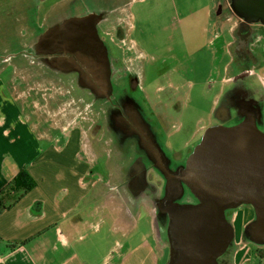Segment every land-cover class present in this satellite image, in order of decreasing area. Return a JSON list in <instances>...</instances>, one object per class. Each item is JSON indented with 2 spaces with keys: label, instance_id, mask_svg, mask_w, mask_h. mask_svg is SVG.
<instances>
[{
  "label": "rangeland",
  "instance_id": "1",
  "mask_svg": "<svg viewBox=\"0 0 264 264\" xmlns=\"http://www.w3.org/2000/svg\"><path fill=\"white\" fill-rule=\"evenodd\" d=\"M53 1L47 2L43 9V4L39 0H23L16 8L14 6L13 23H8L4 26L3 19V29L0 31L3 34L0 37V48H5L6 51L3 53L6 54H9L13 50L14 59L0 61V68L6 69L9 67L7 66L8 64L14 63V93L11 92V97H14V113H11V118H14V126L10 127L7 123L4 128H0V132L5 131L12 138H14L15 134H21V137L20 140H15L14 143L7 142L2 138L0 140V150H11L14 152V158L19 156L20 153L22 154L21 158L27 156L29 152V148L27 147L32 146L33 143L27 139V141L24 140L23 145L21 140L26 136L24 128L28 130V121L30 122L31 131H34L33 129L41 131L42 128L48 126H51V130L54 131L53 127H57L56 125L67 126L74 121L81 128L83 127L82 130L85 137L83 145L87 153L89 152L90 154L87 161L90 164H96L95 170L100 175V179L102 178V180L99 179L95 183V188L87 199L93 203L92 208L96 213L95 215L97 217L108 215L111 218L114 215L113 218L117 221L123 211H129L128 216L131 217L130 220L132 222L133 216L142 207H140L141 201H164L165 194L162 187L159 188L155 181L149 179L150 174L158 180L160 179V175L155 170H151L149 161L144 157L145 154L140 150L136 141L131 140L132 136L125 133L127 128L117 130L113 125L117 115H120L122 118L125 117L128 120L132 119L126 114L127 105L122 101L123 97H121L124 94L130 95L127 93L128 89L126 87V85L128 86L129 74H124L123 79L118 80H114V77L110 74L104 75L105 82L108 81L111 84L112 99H116L117 102L115 107H111L106 100L96 101L93 95L90 94V91H81L75 85L76 77L70 76L69 79H65L59 73L53 74L50 72L48 66H44L40 61L39 55H36L34 58L36 54L35 49L37 48L35 44L45 32L44 27L38 28L36 26V20H38L39 15L43 14L44 16L46 14V8ZM82 1L84 11L78 14L98 16L97 35L101 38L105 37V41L107 39V45L110 48V58H114L115 70H134L140 76L141 85L143 86L142 90L144 89L149 97L144 98L142 96L146 94L140 93L133 95L134 99L139 101L142 107L140 110L135 105L136 111L140 112L138 123H140L141 128H145L144 132H151V136L157 139L161 147L164 144V148L167 151H165L166 155L170 151L176 154V156L180 155V157L186 159L194 145L199 143L201 136L208 127L212 126L216 121L219 124L225 125L229 121L227 123L229 125L232 123L230 120H236L238 112L233 106V102L236 100L244 97L258 102L260 106L264 105V88L261 87L260 83H264V81L260 80L259 82V78H264L263 69L258 71L259 67L256 66L253 79L249 77L245 79L246 81L243 82V85H238L235 78L244 73L246 67L252 69L253 65H245L240 60L241 65H244L233 72L234 68L230 64V59L236 57L231 53V47L229 48L231 55L229 64L228 58H220L213 61L206 47L198 44L196 36L191 35L189 39L184 41L178 40L175 38L173 30L168 29L171 26L170 24L165 29L149 26L147 28L137 12L135 13V20H131V25L127 13L129 0ZM175 1L178 2L177 0ZM216 2L218 4V0ZM167 5L164 12L166 16L172 18L174 15L172 0H167ZM138 7L139 5H136L133 8L132 16ZM178 8L181 14L186 15L184 3L178 4ZM38 10L42 11L38 13ZM232 13V10L231 13H225L224 11L223 16L217 19V24L223 25L221 29L218 28V31L221 33L219 37L220 41H223L222 36H225L224 41H226V38L231 37L232 39H236L234 31L240 21L235 13H233L235 16L233 18ZM214 24L215 22L212 24V27L215 26ZM91 28L95 29V27ZM131 37L138 45L146 48L148 47L147 40H149L153 51L158 53L161 58L164 57L163 55L168 49L172 48H174L175 53L180 58L179 60L162 62L157 68L156 62L158 61V57H150V61L147 62L146 58L139 54L137 47L130 42ZM251 41L257 47L264 46V28L255 26ZM83 44L85 43L82 42L74 51L80 50ZM126 48L130 50L126 51ZM193 48L197 51L202 49V51L201 53H197L192 60L189 58V53ZM142 64H145V71L141 67ZM167 64L170 65L168 72L163 74L164 76L159 77L157 70H163ZM225 65H227L226 74L228 76V79L226 78L227 82L223 85L225 91L223 90L219 97L214 100L215 93L211 85L223 77ZM10 70L12 68H9L8 71ZM5 76L0 78V84H11L9 82L10 78L7 77L8 72L5 73ZM232 78L234 81L230 83ZM166 86L170 91L165 93L159 91L166 88ZM165 94H168L174 100L171 105L164 103L168 107V112L170 113L168 115L171 116L173 112L177 113L168 119L171 122L169 126L150 124L148 121H151V119H149L147 111H157V107H160V101L157 98L160 96L164 99ZM119 97L120 100L118 101ZM130 97L133 99L132 96ZM224 104L225 107L222 108ZM163 111L161 109L160 115H158L162 116L160 117L161 119L158 118L162 120L161 122L166 120L164 119L165 115ZM143 116L144 119L142 118ZM215 117H218V120ZM94 124H101L102 131L98 132L93 139L90 136V131ZM135 128L137 131L139 130V126L136 123ZM190 140L192 141L188 146L190 148L189 152L185 145ZM144 174H146L148 183L146 186L141 181ZM134 180H137L135 181L137 182L135 185L133 184ZM140 189L144 190L142 194L140 193ZM185 189H183L184 192ZM144 196L146 198L140 200ZM189 196L191 195L189 194ZM127 200L131 201L128 203ZM174 201L186 203L184 200ZM123 202L126 204H123ZM153 202L155 203V201ZM130 207L134 208L133 215L130 214ZM140 213H142V210H140ZM142 214L146 216L144 213ZM253 216L252 208L245 205L226 212L227 220L234 229L233 242L235 244L239 242L241 236L244 234L245 225L253 219ZM159 223L163 229L162 239L165 246H168L167 240L164 237V228L167 222L159 218ZM106 228V225H104L101 229L97 238L98 241L103 238ZM154 230L156 231L155 227H153ZM156 241L158 243L161 242L160 239ZM246 244L245 246H239V249L235 246L233 248L230 247V253L227 251L219 260V263L225 264V259L231 256L236 248L235 253H237V256L234 258L233 263L264 264L259 259L258 253V257H256V252L263 246L253 245L251 242ZM168 257L169 246L167 256L164 258L162 264L165 263V260H168Z\"/></svg>",
  "mask_w": 264,
  "mask_h": 264
},
{
  "label": "crops",
  "instance_id": "2",
  "mask_svg": "<svg viewBox=\"0 0 264 264\" xmlns=\"http://www.w3.org/2000/svg\"><path fill=\"white\" fill-rule=\"evenodd\" d=\"M22 1L0 0V31L3 29V19L4 26L13 23L14 6L16 8ZM39 1L44 9L50 0ZM177 1L172 0L174 15L171 18L164 12L168 6L167 0H129L127 13L130 24L132 19L135 20V13L138 12L147 28L165 29L170 24L168 29L173 30L178 40L184 41L191 35L196 36L198 44L206 47L213 61L227 58L231 38H226L224 41L225 36H222L223 41L219 40L221 33L218 28L221 29L223 25L217 24V19L221 17L215 15L216 0ZM180 3L185 4L186 15L179 12L178 4ZM83 5L82 0H54L46 8V14L39 15L36 26L45 29L59 25L56 28L58 29L69 20L85 17L87 14H78L84 11ZM136 5L139 7L135 9L132 16ZM42 10H38V13ZM214 22L215 26L212 27ZM2 35L0 33V37ZM130 42L137 47L139 54L144 56L147 62L150 61V57L157 56V68L162 62L180 58L174 48L168 49L161 58L153 51L149 40H147V48L138 45L132 37ZM5 51V48H0V59H14L13 50L9 54L3 53ZM201 51L202 49L198 51L191 49L189 58L193 60ZM7 66L9 67L6 69L0 68V78L6 77L5 73L8 72L7 77L10 78L11 83L0 84V128H4L7 123L10 127L14 126V118H11V113H14V97H11V92L14 93V63ZM169 66L167 64L163 70H157L158 76H164ZM225 66L223 77L213 82L216 87L215 99L223 92V85L227 82L226 78L228 79L227 65ZM141 67L144 70L145 64ZM255 67L254 65L252 69L248 67V70L255 74ZM9 68L12 70L8 71ZM259 79L264 81V78ZM141 88L136 93L146 94ZM173 101L171 98V103ZM134 102L141 110L140 102L135 100ZM176 113L173 112L170 116L163 111L165 118H171ZM158 115L160 112L149 114L151 121L148 122L165 126L166 120L161 122L162 120L158 117L162 116ZM168 124L171 125V122ZM56 126L53 127L54 131L51 130V126L42 128L41 131L38 129L31 131L28 121V130L24 128L26 136L21 141L24 145V140L28 139L33 145L27 147L29 152L25 157L21 158L20 153L14 158V152L11 150H0V191L8 186L19 172L27 173L36 185L20 200H17L18 193L9 192L6 196L4 204L8 208L0 213V264H162L167 256L168 246H165L162 237H155L153 231L152 214L155 213L153 210L155 203L152 200L140 202V207L142 206L140 210L146 216H143L139 210L133 216L132 222L131 217L128 216L129 211H123L117 221L114 220V215L112 218L108 215L97 217L92 208L93 203L87 199L95 188V183L99 181L100 175L95 170L96 164H90L87 161L90 154L85 153L83 130L74 121L67 126ZM262 130L264 131V111ZM20 137L21 134H15L12 138L5 131L0 132V140L4 138L7 142L14 143L15 140H20ZM127 201L130 202V200ZM123 204L126 203L123 202ZM129 210L133 215L134 208L130 207ZM104 225L107 227L106 231L103 238L98 241L97 238ZM243 236L244 234L238 243L233 242L231 247L235 246L239 249V246L250 243L249 241L244 243ZM158 239L160 243L156 241ZM236 248L231 256L225 259V264H237L233 263L237 256ZM230 251L228 250L229 253ZM257 253L256 257H258ZM164 262L166 264L167 261Z\"/></svg>",
  "mask_w": 264,
  "mask_h": 264
},
{
  "label": "water",
  "instance_id": "3",
  "mask_svg": "<svg viewBox=\"0 0 264 264\" xmlns=\"http://www.w3.org/2000/svg\"><path fill=\"white\" fill-rule=\"evenodd\" d=\"M230 9L239 19L246 22L244 24L246 27H249L250 23L264 24V0H231ZM88 17L89 15L67 22L72 28L80 27L72 39L66 41L68 44L75 46L87 34L94 40L98 37L96 27L86 29ZM69 35L65 33V36ZM84 45L86 44L82 46ZM99 59L107 64L104 49ZM81 64L84 65V62ZM78 67L75 65V69ZM135 74L140 78L137 73ZM241 76L244 78L238 79ZM253 76L254 74L246 67L245 72L237 76L235 81L238 85H243L245 79L249 77L253 79ZM233 81L232 78L230 83ZM102 83L104 87L102 86L100 94L96 95L83 86L81 88L80 83L75 82V85L81 91H90L96 101L106 100L109 103L111 84L105 81ZM260 83L264 88V83ZM138 86L139 89L142 87L140 79ZM236 101L233 102L238 112L236 120H230L232 123L229 125H227L229 121L226 125L216 121L208 127L199 143L178 167L176 178L183 188L189 191L195 203L179 204L174 200L165 202L152 200L155 201L153 207L155 213L152 215L156 237H162L163 232L159 218L167 222L164 228V237L169 246L166 264H220L219 260L227 253L234 240V229L227 220L226 211L242 205L250 206L254 214L251 222L244 228L242 241L264 246V133L261 131L264 105L260 106L258 102L244 97ZM224 107L225 104L222 108ZM215 118L218 120V117ZM115 123L113 125L117 130L127 128L125 130L127 135L141 138L142 141L135 138L131 140L136 141L147 158L142 144L149 146V141H154L151 132H144L140 128L137 131L132 120L122 118L120 115L115 118ZM156 145L158 150L153 153L159 165L162 164L159 155L161 148ZM147 160L151 161L149 157ZM162 169L165 172V168ZM144 176L145 174L142 176L143 179ZM143 179L141 181L145 186L148 185ZM135 181L137 180H134V185L137 183ZM159 215L163 217L157 218Z\"/></svg>",
  "mask_w": 264,
  "mask_h": 264
},
{
  "label": "flooded vegetation",
  "instance_id": "4",
  "mask_svg": "<svg viewBox=\"0 0 264 264\" xmlns=\"http://www.w3.org/2000/svg\"><path fill=\"white\" fill-rule=\"evenodd\" d=\"M230 3L231 0H218L217 8L215 10V15L222 17L224 11L225 13L226 12L231 13ZM232 17L233 18L235 17L233 13H232ZM239 20H240L239 25L234 31L236 39H232L231 37V44L230 46H228V55L226 56L228 58V64H229V59L231 57L229 48L231 47L230 48L231 53L234 55V57H236L230 59V64L232 68H234L233 72L240 67L241 65L240 60L244 62L245 65L251 64L259 67L258 71H260L261 69H263L264 71V46L257 47V45H255L254 42L251 41L254 35V27L259 26L264 28V24H261L259 22L252 24L250 23L249 27H246L244 25L246 22H244L243 19H239ZM58 26L59 25H56V27L53 26V27L45 28V32L43 33V35L45 36L44 37L41 36L37 41V43L35 44L37 48L35 49L36 54L34 55V58L36 57V55L37 56L39 55L38 57L40 58V61L44 64V66L49 65L50 67H53L55 69V71H51L50 68L48 67L50 72L53 74L59 73L65 79H69L70 76L76 77L77 79L75 82L80 83L83 87L90 90L94 95L100 94L99 93L101 92L100 88H102L103 86L102 82L105 81L104 75L110 74L111 76L114 77V80H118V79H123L124 74L127 75L129 74L128 76L129 85L128 86L126 85V87L128 89L127 93H129L130 95H126V94L123 95L124 98L123 102H125L127 105L126 114L133 119V120L131 119L132 122L136 123L139 126V128L142 131H144L145 128H141L140 123H138L140 112L136 111L137 108L135 107V102H134L135 99L133 97V95L137 94L136 92L139 89L138 84L140 78L136 76L135 74L136 72L134 70H129V69H122V71L115 70L116 68H114V63H113L114 58L113 57L110 58V48H108L107 39L106 41L104 39L105 37L101 38L100 36H98L94 40V38H92L90 35L86 33L87 36H84L81 41H79L75 46H72V44H68V42L66 41L71 40L75 31L77 33L80 27L72 28L70 27V25L67 24V22L63 27L56 29ZM65 33H68L70 35L65 36ZM117 36L120 37L119 34H117ZM81 42H84L86 45L81 46L80 50L73 51L78 46H80ZM103 49L107 54V64L102 63V59H99V57L101 58ZM128 50L130 49L126 48V51ZM68 51H71V53ZM40 52L43 54H40ZM83 62L84 65L81 64ZM75 65L79 66L78 69H75ZM211 88L212 90H214L215 93L216 87L215 85H213V83L211 85ZM159 91L165 93L170 90L166 86V88L160 89ZM140 94H145V93H140ZM130 96H132L134 100ZM142 97L145 98L149 96L146 94ZM157 99L160 101V107H157L158 110L147 111V112L149 114H154L160 112V110L163 109L165 112L170 114L168 112V107L165 106L164 103H166L167 105H171V97L168 94H165L164 99L161 98L160 96ZM119 100L120 97L118 98V101ZM108 101H109L108 104L111 107L116 106L117 102L116 99H112V93L110 95V100ZM142 118L144 119V116ZM158 118L160 119V117ZM164 119H166L165 126H169L168 124V122H170L168 120L169 118L166 117ZM101 131H102L101 124L100 125L94 124L93 128L90 131L91 133L90 136L94 139L95 136L98 134V132L100 133ZM262 132L264 133L263 130ZM156 144L160 146L157 139L154 138L153 142L149 141V146L146 144L144 146L142 144V147L146 152L147 158L149 157L151 159V161L149 160L151 170L152 171L155 170L160 175L159 178L162 180L161 181L160 179L159 180L155 179L154 176L151 174L149 176V179L155 181L159 188L161 187L163 188V193L165 194L163 202H165L166 200H184V202L186 203H179V204L195 203L194 201L195 199L189 196L187 189H185L184 192L183 190L184 188L182 184L176 178L179 165L182 164V162L185 161L186 159L180 157V155L176 156V154H173L170 151L169 154L166 155L165 154L166 150L163 144V147L160 146L161 152L159 154L162 158V164L159 163L158 165L155 155L153 153V151L158 150ZM188 146H189L188 144L185 145V147L188 148L187 151L190 150ZM162 167L165 168V172L163 171ZM144 179L147 183L146 174L144 176ZM100 180H102V178Z\"/></svg>",
  "mask_w": 264,
  "mask_h": 264
},
{
  "label": "trees",
  "instance_id": "5",
  "mask_svg": "<svg viewBox=\"0 0 264 264\" xmlns=\"http://www.w3.org/2000/svg\"><path fill=\"white\" fill-rule=\"evenodd\" d=\"M35 183L32 178L25 172H19L11 181V183L0 191V213L7 209L5 200L9 192L18 193L17 200L22 199L32 189L35 188ZM11 207V206H10ZM259 259L264 262V246L258 251Z\"/></svg>",
  "mask_w": 264,
  "mask_h": 264
},
{
  "label": "bare ground",
  "instance_id": "6",
  "mask_svg": "<svg viewBox=\"0 0 264 264\" xmlns=\"http://www.w3.org/2000/svg\"><path fill=\"white\" fill-rule=\"evenodd\" d=\"M89 20L87 21V26H86V29L87 30H89L91 27H96L98 24H97V19H98V16H94V15H89ZM92 19H93V21H92ZM40 54H43V53H41L40 52ZM66 64H68V63H66ZM48 67L50 68V70L51 71H55V69L53 68V67H50L49 65H48ZM244 77L243 76H241V77H239L238 79H243ZM81 86V88H83L82 87V85H80ZM243 101V100H242ZM237 102V101H236ZM132 138H135V139H137V140H141V138L140 137H137L136 135H133V137ZM142 141V140H141ZM144 190H142V189H140V193L142 194V192H143ZM146 198V196H144L143 198H141L140 200H144Z\"/></svg>",
  "mask_w": 264,
  "mask_h": 264
},
{
  "label": "built area",
  "instance_id": "7",
  "mask_svg": "<svg viewBox=\"0 0 264 264\" xmlns=\"http://www.w3.org/2000/svg\"><path fill=\"white\" fill-rule=\"evenodd\" d=\"M83 128V127H82ZM84 134V133H83ZM85 153L87 154V151H86V149H85Z\"/></svg>",
  "mask_w": 264,
  "mask_h": 264
}]
</instances>
